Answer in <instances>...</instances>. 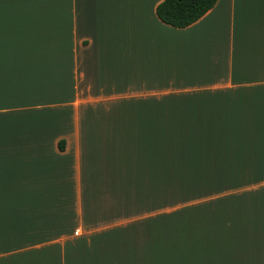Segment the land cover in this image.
Here are the masks:
<instances>
[{"label":"crops","instance_id":"obj_1","mask_svg":"<svg viewBox=\"0 0 264 264\" xmlns=\"http://www.w3.org/2000/svg\"><path fill=\"white\" fill-rule=\"evenodd\" d=\"M163 1L0 0V264H264V0Z\"/></svg>","mask_w":264,"mask_h":264},{"label":"trees","instance_id":"obj_2","mask_svg":"<svg viewBox=\"0 0 264 264\" xmlns=\"http://www.w3.org/2000/svg\"><path fill=\"white\" fill-rule=\"evenodd\" d=\"M218 0H164L157 7L158 18L165 24L186 28L204 17ZM63 149V146L60 145Z\"/></svg>","mask_w":264,"mask_h":264},{"label":"rangeland","instance_id":"obj_3","mask_svg":"<svg viewBox=\"0 0 264 264\" xmlns=\"http://www.w3.org/2000/svg\"><path fill=\"white\" fill-rule=\"evenodd\" d=\"M44 0H20L21 8L23 7H37L42 4ZM165 139L166 143L165 145L163 144V158L161 163L165 160V169L166 173L162 177L163 181L161 182V185L158 187H153L152 184H149L148 181V186L146 184L143 185L144 192H141L139 190H134L132 192V198H148V199H164V200H171L173 198V192H172V171H173V144H172V128H165ZM168 141H171L169 143ZM145 146V145H144ZM161 146V145H160ZM146 148V146H145ZM140 151V150H139ZM147 151V148H146ZM171 153V155H170ZM139 165V163H134V166ZM147 166L148 170V163L143 164ZM147 170H144V174L147 173ZM149 180V177H148ZM137 181H133V184H136ZM146 189L148 191H146ZM255 258V257H254Z\"/></svg>","mask_w":264,"mask_h":264}]
</instances>
